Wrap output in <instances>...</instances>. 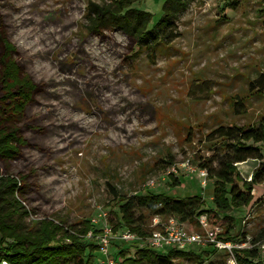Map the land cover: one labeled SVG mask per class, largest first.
I'll return each mask as SVG.
<instances>
[{"label":"rangeland","instance_id":"1","mask_svg":"<svg viewBox=\"0 0 264 264\" xmlns=\"http://www.w3.org/2000/svg\"><path fill=\"white\" fill-rule=\"evenodd\" d=\"M106 1L0 0L15 57L42 89L29 108L36 122L24 130L27 145L12 164V173L26 178L29 223L71 225L94 221L101 211L111 224L118 201L109 184L121 195L198 196L213 209V183L204 184L198 170L190 174L184 164L196 169L201 156L210 157L205 137L213 129L257 126L264 117V82L260 92L251 88L264 76V0H191L177 22L181 36L154 58L132 51L120 30L88 32L87 7ZM163 1L139 0L135 7L156 22ZM239 101L243 105L234 106ZM257 165L250 161L237 171L244 180ZM170 173L179 186L171 187ZM230 216L232 241L242 232L254 237L264 228V202ZM215 223L223 234L227 222ZM137 247L114 239L109 253L124 249L132 257ZM104 261L95 254L94 264ZM204 264H228V258L216 252Z\"/></svg>","mask_w":264,"mask_h":264},{"label":"trees","instance_id":"2","mask_svg":"<svg viewBox=\"0 0 264 264\" xmlns=\"http://www.w3.org/2000/svg\"><path fill=\"white\" fill-rule=\"evenodd\" d=\"M139 0H107L103 4H89L86 19L90 34L102 35L104 31H122L132 51H144L154 58L161 47L171 45L181 36L177 22L187 12L191 0H164L159 19L135 7ZM264 12V11H263ZM16 48L8 34L6 16L0 4V263L8 264H94L99 253L95 238L88 239V233L99 234L98 226L91 221H80L67 225L45 219L28 222L30 211L23 205L27 195L26 178L12 173V164L21 156L27 145L24 130H32L36 119L29 114L35 96L41 92V85L25 73L16 57ZM264 76L251 83V88L260 92L259 84ZM264 87V86H263ZM242 106V102L234 106ZM205 145L211 151L210 157L199 158L198 169L207 172V180L213 183V209H205L201 197L176 198L165 193L121 195L113 185H108L118 201L116 221H111L115 234L128 229L141 238L152 234L150 227L156 217L167 221L177 219L181 224L201 231L198 218L207 215L210 227L216 221L227 222L225 241L233 240L235 221L230 213L242 207L252 210L264 202V193L254 192L264 187V117L257 126H219L205 137ZM257 161L259 165L252 173V181L240 177L237 164ZM166 161L165 166H172ZM166 169V168H164ZM168 177L171 187L180 185L173 173ZM192 229V228H191ZM248 235L241 233V237ZM264 240V228L254 235L253 243ZM122 245L121 243H119ZM125 246V245H124ZM211 250L196 253L169 249L161 255L155 249L137 247L134 255L128 257L124 249L114 257L123 258V264H175L178 259H189L194 264H204L212 254ZM237 264H264L256 248L234 249Z\"/></svg>","mask_w":264,"mask_h":264},{"label":"built area","instance_id":"3","mask_svg":"<svg viewBox=\"0 0 264 264\" xmlns=\"http://www.w3.org/2000/svg\"><path fill=\"white\" fill-rule=\"evenodd\" d=\"M247 163L248 162L237 164L236 167L239 168L240 165ZM184 166L187 168V171L190 174H193L198 170L199 175L204 180V184H206L207 172L205 170L198 168L194 169L190 167L189 162L184 164ZM257 166L252 170L248 178H244L245 181H252V173L257 168ZM152 185H154V182H152ZM91 222L93 225L99 227L100 232L97 235H94L92 232H90L88 233L87 238H95L97 241L99 251L105 258L103 264H123L122 260L115 258L109 253V249L111 248L114 239H118V242L122 245L137 243L139 244L140 248H150L155 250L174 249L186 251L187 247L193 245L212 246L227 256L228 264H237L233 254L234 249L256 248L259 253L264 256V240L253 243V237L246 235L245 238L241 237L240 241L238 242L225 241L222 236L221 229L210 227L207 215H202L198 218L201 229L200 232L189 230L185 225L181 224L175 218H170L166 222L161 218L156 217L152 220L151 224V229L153 230L152 234L146 238H141L128 229H124L118 234H115L113 231V226L108 222L107 215L101 211L99 212L98 218L94 221L92 220ZM0 264L8 263L3 261Z\"/></svg>","mask_w":264,"mask_h":264},{"label":"crops","instance_id":"4","mask_svg":"<svg viewBox=\"0 0 264 264\" xmlns=\"http://www.w3.org/2000/svg\"><path fill=\"white\" fill-rule=\"evenodd\" d=\"M250 162V161H249ZM251 162H253V161H251Z\"/></svg>","mask_w":264,"mask_h":264}]
</instances>
